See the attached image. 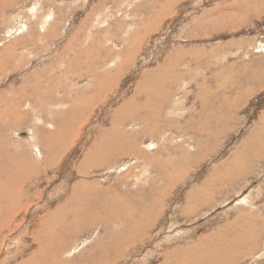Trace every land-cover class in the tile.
<instances>
[{
	"label": "rangeland",
	"instance_id": "rangeland-1",
	"mask_svg": "<svg viewBox=\"0 0 264 264\" xmlns=\"http://www.w3.org/2000/svg\"><path fill=\"white\" fill-rule=\"evenodd\" d=\"M165 2L15 0L12 6L6 3L0 10V54L16 39L20 44L15 51L20 57L10 58L9 67L0 65V102L5 103L1 105L0 146L4 145L5 151L15 155L22 152L29 161L41 163L43 148H38L40 154L37 155V149L32 146L36 141L40 143L44 131L56 132L58 123L69 118L74 105L79 107L82 99L88 97L85 94L89 95L93 90L102 93L101 83L106 80L107 73L117 77L108 96L86 111L88 117L92 115L93 122L88 124L84 134L77 133L73 148L60 155L59 162L62 163L48 168L47 176L37 173L39 178L33 181L31 187L36 181L37 185L32 192L35 188L42 191L43 186L49 188L47 191L58 186L63 188L65 184H69L66 189L71 192L72 183L79 178L75 174V164L85 149L93 145L97 133L114 129L115 121H122L117 112L125 105L128 104L126 113L131 112L130 106L136 109L128 122L119 125L122 128L119 130L136 140L141 149L147 146L146 155L127 152V156H117L88 169L90 178L98 177L104 189H109L106 192L119 191L137 208L142 203L148 205L151 200L160 199V208H156L158 217L151 218L149 226L136 239L137 243L129 241L128 245L134 244L129 250H122L116 264H160L167 256V247L187 246L237 212L252 208L241 205L238 197L242 198L252 190L253 202L261 192L259 199L264 197V150L261 155L247 152L253 145L258 147L257 140L264 145V79L261 83L255 80L257 74L264 76V0H176L174 4L168 2L170 11L162 14ZM238 12H245V15L234 19ZM156 17L159 21L148 26V22ZM13 31L14 36L6 38ZM143 34L140 41L138 38ZM23 44L27 46L24 48ZM131 47L134 50L128 57ZM29 61L25 68L21 66L22 62ZM14 64L15 68L12 67ZM157 67L166 70L154 72ZM144 77L153 79L149 95L143 92ZM23 81L27 82L25 87ZM158 88L162 93H157ZM134 117L138 118L132 122ZM154 117L159 118L157 129L151 123ZM10 120L13 122L9 123ZM27 128L34 130V138H40L28 143L20 141L16 132ZM154 143L157 144L153 146ZM1 149L0 162L5 163L7 157ZM130 156L133 158L131 165L128 166L129 162L126 167L121 166ZM235 157L246 159L241 163V172L223 178L230 174L225 172L229 165L235 167L238 159ZM200 187L204 189L187 198V192ZM196 197H200L202 204H196ZM64 199L65 196L59 200L52 198L43 210H53ZM28 202L38 204L34 197ZM188 207L193 211L188 212ZM30 213L23 212L16 218V223L24 224L22 226L28 232L23 230L20 235L18 230L0 234V251L6 248L0 259L5 261L11 257L12 244H17L19 251L22 250L19 246L27 245L25 255L38 248L33 245L29 233L42 213L36 218ZM107 219L111 220L112 227L117 222L116 217ZM103 229L83 226L79 235H74L76 238H60L53 234V264H91L92 258L84 250H95L99 256L107 255L114 245H108L112 239L108 233L110 241L105 239ZM92 236L94 239L91 240ZM207 240L203 239L204 242ZM64 245L71 247L67 249ZM15 249L13 264L23 257H17ZM247 262L250 264L251 261Z\"/></svg>",
	"mask_w": 264,
	"mask_h": 264
},
{
	"label": "bare ground",
	"instance_id": "bare-ground-1",
	"mask_svg": "<svg viewBox=\"0 0 264 264\" xmlns=\"http://www.w3.org/2000/svg\"><path fill=\"white\" fill-rule=\"evenodd\" d=\"M0 1L2 3V4H0L1 5L0 10H1V7L2 6L4 7V5L6 3L9 4L10 6H12L15 3V0H0ZM166 2H165V5L163 6V8H162V5L160 6V8H162L160 13H162V14L170 11L169 10L170 8L168 7L169 6L168 2L170 4H174V3H176V0H166ZM255 8L258 9L257 7H255ZM33 9H35V5L33 6ZM248 13H250V12L248 11ZM243 15H245V12H243V13L238 12V13H235V17H233V18L235 19L238 16L242 17ZM245 18H246V16H245ZM158 21H159V17H156L154 20L148 22V26H150V25L154 26ZM50 24H51V22H50ZM13 34H14V31L11 32V34L6 38H10V37L14 36ZM44 35H46V34H44ZM142 37H144V34L141 35L138 39L140 40V38H142ZM16 41H17V39L15 40L14 44L11 43L10 46L7 45L8 47L4 48L6 50L2 51V54H0V61H2L0 63V65L8 66L9 65L8 60L10 58L16 59L17 57H20V56H18V53L15 52L16 47L18 45H20V44H18V41L17 42ZM24 46L26 47L27 44H23V47ZM131 49H132L131 50L132 52L130 51V53L127 54L126 56H128V57L132 56L134 47H131ZM195 60H197V59H195ZM3 62L7 63V65H4ZM30 62L31 61H29L26 64L22 62L23 65H21V66L25 68L26 65H28ZM12 67L15 68V64ZM69 67L70 66H68V68ZM91 69H93V68H91ZM10 70H11V67H10ZM163 70H166V69H163L162 67H157L154 72L164 73L165 71H163ZM13 71H15V69H13L12 72ZM40 71L42 72V70H40ZM68 72H70V71H68ZM84 72H85V70H83L82 74H84ZM261 74L262 73H260V75L257 74L256 79H255L256 81H259L260 83H261L262 79H264V76L262 77ZM27 78L28 77H26L25 81H27ZM104 79H106V80H103L101 83V84H103V86H101L102 93L100 92V90L98 92H97V90H93L92 92L89 93V95L85 94V96H88V97L86 99L83 98L82 99L83 102L80 100L82 103L79 107L76 104L74 105L75 107L72 108L73 112L71 113L69 118L64 120V123L62 121H60L58 123L57 128H56L57 129L56 132H54V131L49 132V130H48V133H46L44 131V135H43V133L41 134V135H43V137H42V139H40L39 144H37L36 140H38L40 137L38 136L39 137L38 139H36L37 136H36V138H34L35 137L34 130L27 128L26 131L20 132V130H22V129H19L16 132L17 138L20 135V137H21L20 141H22L23 143H26V142L28 143L31 141L34 142V140L36 141V143H34V145L32 147L37 149V155L40 154V150L38 148H41V147L43 148V151H42L43 156H42V162L41 163L39 161H37V162L29 161L28 159H26V157H24L21 154L22 152L15 155V154L11 153L10 151L9 152L5 151L7 149L4 145L0 146V149L2 148L1 150L4 152V153L2 152V154L3 155L5 154V156L7 157V162H5V163L0 162V174H1L0 175V234L2 232L5 233V231L11 233V232L19 230L18 234L21 235V233H22V235H23L22 231L27 230V228L23 227L22 225H24V224H22V223H20V224L18 222L16 223V218L18 216H20V214L23 212H25V214H26V212H27V214H29L31 212V213H33L32 216L34 215L33 217L42 213V214H40L41 216H39L37 218L35 217L36 220L34 222V228L32 229L31 233H29L31 236L33 245H37L38 248H36V249L34 248L35 249V250L33 249L34 251L27 252L26 253L27 255H25L24 251L27 249V247H26L27 245L26 246H19V247H22V250L19 251V250H17V247H16L17 244H15V245L12 244V245H10V250L12 249V252L10 251L12 253L11 257L7 258V260H5V261L3 258H1L0 264H10L11 260L12 261L15 260L14 254H13L14 248H16L15 253H16L17 257L23 256L21 261H19V262L15 261L14 264H53L54 257L52 256V248H53L52 246H54V245H52V242H53V240L55 241V239L53 238V234L55 236H58V237H60V236L61 237H63V236L71 237L74 235H79L78 231L80 228H83V226H85V227H87V226H91V227L99 226L100 229L105 228V229H103V234H104L105 239H108L107 233L109 234V236L112 239L111 243H109L108 245H111V246L114 245L111 252L109 249V252H107L108 254L102 255V256H99V253L97 251L94 252L95 250H93V251L87 250V252H85L86 250H84V253H86V255H88L89 257L92 258V261L90 263L91 264H116L117 263L116 259L120 258L122 256L121 255L122 250L125 248H126V250H129L130 249L129 246L133 245L135 243L136 239L138 238V236L140 235V233L145 231L147 226H149L148 224H150L151 218H153L154 216H155V218H156V216L158 217V214H156L158 209H156V208L157 207L160 208L159 207L160 199H153V200H151L150 203H148V205L142 203V205H141L142 208L141 207L137 208L134 205H131L129 201L125 200L119 191L113 190L110 192H106L109 189L108 190L104 189V187L102 185L103 182H101V180L98 179V177H96V178H94V177L90 178L89 177V174H91V173L88 171V169L90 167H94L93 165L105 163V162L109 161L111 158H116L117 156H119V157L120 156H122V157L127 156L128 155L127 152H129L130 154L131 153L132 154H140L141 153L140 155H143V156L146 155V151L148 150V149L146 150V148H148L147 146H145V148L141 149L140 145L138 146V144L136 143V140H134L128 134L126 135L125 134L126 132L119 130V129H122L121 127H119V125L121 123H124L125 121H127V119L130 120V117H133V116H131L132 115L131 113L134 111L135 107L130 106V109H131L130 113L124 112L127 108V105H128L127 103H126L127 105L122 107L117 112V114L121 116L122 121L117 122L114 120L115 121L114 129L99 131L97 133L96 138H94L95 141H94L93 145L89 146V148L85 149V153L80 158L78 164L77 165L75 164V166H76L75 174L79 178L72 183V185H71L72 190H70L71 192L67 191V189H66L69 187V184H67V185L65 184V186L63 188H58L59 186L56 188H52V190H49V191H47L49 188L47 189V187L43 186L42 191L39 188L38 189L35 188L34 192H32V189L37 185V181H38L35 178H39V176H41L42 174H43V176H47V174L49 173V171L47 170L48 168L56 167V166H58L59 163H62V162H59L60 155L65 150H67V149L69 150V149L73 148L74 142H75L76 138L78 137L77 133H80V134L83 133L84 134V130L88 127V124L91 123V121H92V119H91L92 115L90 117H88L86 111L91 107L92 104H96V103L98 104V103H100V101L104 100L108 96V91H109L110 87L112 86L113 83H115L113 80L116 81L117 77L114 78V76L111 73H107L105 75ZM152 80H153L152 78L149 80V77H147L146 79L144 77L145 88L143 89V92H147L148 95L150 94L149 90L151 89L150 84L152 85V82H151ZM53 83H55V82H53ZM21 84H23V83H21ZM26 85H27V82H24V87ZM20 86H23V85H20ZM28 86H29V83H28ZM21 88H23V87H21ZM23 89H25V88H23ZM34 90H36V89H34ZM159 90H160V88H158L157 93H162L161 91L159 92ZM138 93H140V92H138ZM38 99H37V101H38ZM128 99H130V98H128ZM130 101H133V100L130 99ZM223 101L226 103V101L224 99H223ZM2 104L5 105L3 100H2V102H0V108H1ZM159 105H161V104H159ZM231 106H232V104H231ZM10 107H11V105H10ZM147 107H148V105L146 106V108ZM153 107H154V105H153ZM153 109H152V111H153ZM2 110L3 109L1 108L0 114H1ZM128 110H129V108H128ZM146 110L147 109H145V111ZM147 112H149V111H147ZM156 112H157V110H156ZM35 113H36V111H35ZM35 113H34V115H35ZM149 115H151V114H149ZM18 117H16V118L18 119ZM137 118L138 117H134V120L132 122L137 120ZM27 119H28V117H27ZM58 119H59V117H58ZM141 119H143V118H141ZM32 121H33V119H32ZM12 122L13 121H11L9 123H12ZM132 122H130V123H132ZM158 122H159V118H157V117H154L151 119V123H154L153 127L155 129H157V126H159ZM49 123H48V125H49ZM111 123H113V122H111ZM136 125H138V124H136ZM142 125H144V124H142ZM88 130H89V128H88ZM19 132H20V134H19ZM130 135L132 136L133 134H130ZM13 138H14V136H13ZM258 138H260V136H258ZM10 142H11V140H10ZM257 143H258L257 148L254 147V145H253L251 147V149L247 150V152H251L254 155H261L263 153L261 151L264 150V145L261 144L260 140H257ZM151 144H153V143H151ZM155 144H157V143H154L153 146H155ZM0 145H2L1 144V138H0ZM32 153L33 152H30V154H32ZM35 154H36V152H35ZM131 156L128 157L127 160H124V161H126V163L125 162L121 163V166L126 167L127 163H129V162H130V164L128 166H130L131 162H133V158H131ZM242 157H235V159L238 158L236 160L235 167H232L231 165H229V168L225 172H226V174H229V173L230 174L224 175V172H222L224 175V176H222L223 178L228 179L231 176L232 177L236 176L238 173L241 172V170H242V164L241 163H243L244 160H246V159H243ZM1 159H3V158H1ZM230 162H232V161H230ZM106 164H109V163H106ZM106 164H103V165H106ZM95 168H99V167H95ZM128 172H130V171H128ZM37 173L39 176H37ZM109 175H108V177H109ZM52 176H54V175H52ZM167 178H169V176ZM216 179L217 178H215V180ZM34 180H37V181H36L35 185L31 187V185L34 184V182H33ZM220 182H222V181H220ZM47 183H48V181H47ZM207 186H208V184H207ZM203 189H204L203 187H200V189H198V190H197V188L191 189V191H189V193L187 192V195H188L187 198L191 197L193 195H196L197 191L199 193V191L203 190ZM204 192H206V190H204ZM252 192H253V190L250 191L247 195L243 196L242 198L238 197V199H239L238 202L241 205L243 204L245 207L247 206V208H249L248 206H250V207H252L251 209H248V210L246 209L247 211L245 210V212H243V211L237 212L236 215H234L231 219L229 217L228 219L225 220L224 223L218 225L216 228H213L210 232L205 233L204 235H201V237H197V239L193 242L189 241L191 243L187 246L181 244V245H177V246L167 247V251L165 252V254L167 256L164 258V260L160 264H248L249 263V262H247L248 260L251 261L250 264H264V197L262 199H259V196L262 194V192L260 191L261 194L258 196V199L255 198L256 200H255V202H253L254 199H252V194H253ZM33 193H35L36 197H35V195L32 196ZM37 196H38V198H37ZM62 196H65L63 203L59 204L53 210L52 209L43 210L44 207H46V205H48L50 200H52V198L59 200L60 198H62ZM208 196H209V194H208ZM31 197L36 198L38 201V204L32 203V202L29 203L28 201L30 200ZM44 198H45V200L43 203ZM195 202H196V204L200 203V197H196ZM200 204H202V203H200ZM241 205H239V206H241ZM140 209H141V212H140ZM187 210H188V212L193 211L192 208H190V207H188ZM185 213L187 214V212H185ZM113 217H116L117 222L114 223V225L112 227L111 220L107 219V218L112 219ZM119 217H122V218H119ZM24 221H25V219H24ZM21 227H23V228H21ZM109 228H110V230H109ZM27 232H28V230H27ZM112 232H113V234H111ZM35 234H36V236H35ZM17 236H19V235H17ZM93 237L94 236H92L91 240L94 239ZM141 239L139 241L143 240V239L142 240ZM203 239H208V240L204 242ZM260 240L263 241L262 244H261ZM86 241H89V240H86ZM108 241H110V240L108 239ZM129 241H134V243H132L131 245H128V243H130ZM196 241H198V242H196ZM74 243H77V241H74ZM136 243H137V241H136ZM28 245H31V244H28ZM64 246L67 249L71 247V245H64ZM73 246H75V245H73ZM82 246H84V245H82ZM72 248H74V247H72ZM99 248H101V247H99ZM5 249L3 251L1 250L0 254L1 253L5 254L4 253ZM67 251H70V250H67ZM63 254L64 253H62V255ZM60 255H61V253H60ZM123 258L126 259V256H123ZM39 259L42 260V262H39L38 261ZM12 261H11V263H12ZM34 262H37V263H34ZM58 263H55V264H58ZM72 263H74V262H72Z\"/></svg>",
	"mask_w": 264,
	"mask_h": 264
},
{
	"label": "crops",
	"instance_id": "crops-1",
	"mask_svg": "<svg viewBox=\"0 0 264 264\" xmlns=\"http://www.w3.org/2000/svg\"><path fill=\"white\" fill-rule=\"evenodd\" d=\"M20 132H21V131H20ZM20 132H19V134H20ZM19 134H18V135H19Z\"/></svg>",
	"mask_w": 264,
	"mask_h": 264
}]
</instances>
